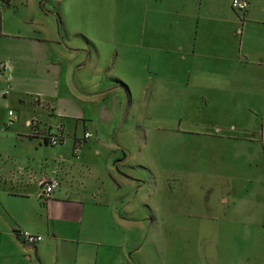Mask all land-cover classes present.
I'll use <instances>...</instances> for the list:
<instances>
[{
	"label": "crops",
	"instance_id": "crops-1",
	"mask_svg": "<svg viewBox=\"0 0 264 264\" xmlns=\"http://www.w3.org/2000/svg\"><path fill=\"white\" fill-rule=\"evenodd\" d=\"M92 1L0 5V64L6 66L0 73V264H141L126 249L141 251L129 234L145 228L141 200L149 196L127 190L134 181L126 171L129 157L144 147L140 138L136 148L129 144V82L140 90L150 79L157 110L167 87L176 116L213 110L232 119L227 126L211 120L208 129H184V151L195 137L208 152L188 154L183 163L174 158L170 171L180 181L204 183L208 192L204 226L211 238L203 263L264 264V0H246L243 14L232 10V0H153L163 28L153 36L142 25L131 44L146 65L155 48L152 73L143 65L117 70L116 58L101 64L98 48L94 58L64 42L67 13L79 21ZM192 94L195 103H188ZM236 119L258 120L260 128ZM49 134L58 145L43 141ZM53 178L59 187L41 199L39 181ZM19 231L42 241L27 245Z\"/></svg>",
	"mask_w": 264,
	"mask_h": 264
},
{
	"label": "rangeland",
	"instance_id": "rangeland-1",
	"mask_svg": "<svg viewBox=\"0 0 264 264\" xmlns=\"http://www.w3.org/2000/svg\"><path fill=\"white\" fill-rule=\"evenodd\" d=\"M97 1L93 0L83 8L79 21H70L71 13H67L64 31L68 36L63 34L64 42L92 53L94 58L97 57L94 48H98L101 64L113 63L109 59L116 58L117 70L123 71L125 66L140 69L143 65L144 73H152L159 57L155 48L148 50L146 65V60L142 61L133 54L131 44L140 26L143 25V30L153 36L163 28L156 18V3L153 0H99L98 5ZM93 16H100V19H92ZM167 30L166 26L164 32ZM129 83L132 89L129 114L134 134L129 144L132 149L136 148L137 139L140 138L139 142L144 147L141 152L138 148L134 149L129 157L131 168L126 171L133 175L131 179L134 181L128 183L131 188L127 185V190L149 192V196L147 201L141 200L145 228L129 234L133 247L138 245L137 249L141 248V251L136 254V249H126L131 257L140 255L141 264H177V261L179 264H204V257L208 253L205 240L211 238V233L208 236L204 226L207 205L204 196L208 192L204 183L180 181L170 171L174 158L183 163L188 154L193 158L198 152V158H204L208 152L195 137H191L194 140L191 150L184 151V129H208L212 126L211 120L218 126H227L232 119L228 114H216L213 110H195L186 116H176L171 102L167 101L171 99L168 95L172 88L167 87L161 88L164 101L161 109L157 110L155 80L150 79L148 86L140 90L132 82ZM188 103H195L194 94L190 95ZM235 121L242 126L260 128L259 121L255 119ZM179 146L182 147L181 151L176 150ZM138 156L147 162H136ZM134 203L140 205L137 199ZM123 249H117V253ZM198 258H201V263Z\"/></svg>",
	"mask_w": 264,
	"mask_h": 264
},
{
	"label": "built area",
	"instance_id": "built-area-1",
	"mask_svg": "<svg viewBox=\"0 0 264 264\" xmlns=\"http://www.w3.org/2000/svg\"><path fill=\"white\" fill-rule=\"evenodd\" d=\"M2 3H3V1L0 0V5ZM231 8L235 13L243 14L248 9V2L246 0H232ZM4 70H6V66L4 64H0V73L3 72ZM9 116L13 117V112H9ZM28 126L34 127L35 122L34 121L28 122ZM91 137H92V135L89 133L84 134L85 139H89ZM262 137H264V126H262ZM46 139H47V144L50 146H56L59 143L58 138L54 137V136L48 137ZM79 151H80L79 146L76 145L74 147V155L76 156V158H78ZM38 185H39V196L41 199H44V198L50 196V194H52L53 191L59 187V182L55 178L50 179V180L41 179L39 181ZM17 237L22 242H24L25 244L30 245V246L42 241L41 236L31 234L27 231L17 232Z\"/></svg>",
	"mask_w": 264,
	"mask_h": 264
},
{
	"label": "trees",
	"instance_id": "trees-1",
	"mask_svg": "<svg viewBox=\"0 0 264 264\" xmlns=\"http://www.w3.org/2000/svg\"><path fill=\"white\" fill-rule=\"evenodd\" d=\"M2 1H3V3H7L8 2V0H2ZM123 87L125 88L126 92L128 93L127 87L126 86H123ZM51 136H53V135L49 134L46 138L51 137ZM46 138L43 141L47 144V139ZM59 139L61 141L63 138H59Z\"/></svg>",
	"mask_w": 264,
	"mask_h": 264
}]
</instances>
